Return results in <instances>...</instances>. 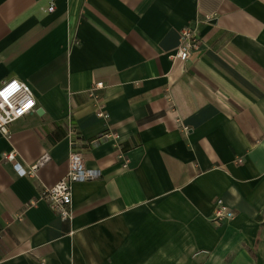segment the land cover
I'll list each match as a JSON object with an SVG mask.
<instances>
[{
	"label": "crops",
	"instance_id": "obj_1",
	"mask_svg": "<svg viewBox=\"0 0 264 264\" xmlns=\"http://www.w3.org/2000/svg\"><path fill=\"white\" fill-rule=\"evenodd\" d=\"M184 27L201 45L181 61ZM10 79L36 108L0 132V264H264V0H0ZM71 147L101 174L62 219L43 193ZM11 150L49 159L21 176Z\"/></svg>",
	"mask_w": 264,
	"mask_h": 264
},
{
	"label": "built area",
	"instance_id": "obj_2",
	"mask_svg": "<svg viewBox=\"0 0 264 264\" xmlns=\"http://www.w3.org/2000/svg\"><path fill=\"white\" fill-rule=\"evenodd\" d=\"M47 10L53 11L54 4L51 3ZM200 45L201 39L198 29L184 27L180 31L179 45L171 57L186 61L191 56V53L198 49ZM103 87V82L94 83L88 90L89 95L97 101L99 97L97 91ZM35 108L36 99L34 93L26 82L19 79H10L0 84V132L9 137L10 124L18 118L29 114ZM96 113L98 116L108 117V114L101 107L98 108ZM120 158L123 166L126 167L128 159L124 158V154L120 155ZM3 159L11 162L19 175L36 177L38 167L49 159V155L47 153L42 155L28 168L21 166L17 153L14 150L5 152ZM241 161V159H238V162ZM100 174L99 170L86 167L82 152L71 147L66 174L53 186L45 189L43 199L47 202L50 209L62 219H71L73 185L76 182L98 178ZM234 215V211L223 199H215L212 215L213 222L222 223L230 220Z\"/></svg>",
	"mask_w": 264,
	"mask_h": 264
}]
</instances>
